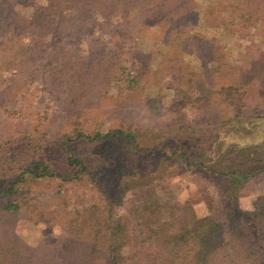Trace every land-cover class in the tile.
Returning <instances> with one entry per match:
<instances>
[{
    "label": "trees",
    "instance_id": "1",
    "mask_svg": "<svg viewBox=\"0 0 264 264\" xmlns=\"http://www.w3.org/2000/svg\"><path fill=\"white\" fill-rule=\"evenodd\" d=\"M202 19L195 0H0V110L12 113L6 105L38 79L53 34L57 68L44 81L85 112L91 99L111 111L143 99L196 113L195 122L151 127L128 119L105 131L64 116L70 128L59 136L38 127L0 134V264H264V194L251 210L239 202L246 184L264 174V64L236 65L238 83L215 84L213 74L229 77L233 68L218 46L209 48L218 60L212 68L181 60L206 49ZM137 22L160 30L155 51L132 40ZM208 24L264 37V0H228ZM75 144L90 149L77 153ZM174 165L213 179L218 214L211 198L198 214L190 200L161 190ZM44 180L86 184L100 198L69 210L25 198ZM132 201L136 230L119 213ZM22 217L42 226L35 244L16 230Z\"/></svg>",
    "mask_w": 264,
    "mask_h": 264
},
{
    "label": "rangeland",
    "instance_id": "2",
    "mask_svg": "<svg viewBox=\"0 0 264 264\" xmlns=\"http://www.w3.org/2000/svg\"><path fill=\"white\" fill-rule=\"evenodd\" d=\"M232 1V0H229ZM198 6L202 8L203 19L200 21L198 33L209 40L206 49H201L196 56L190 53H184L180 56L181 60L189 61L203 68H212L217 65V56L209 52L210 45L218 46L214 49H222L224 60L227 67H231V75L213 74L214 83L220 84L233 78L238 83L234 66L241 65L243 70L250 67L251 62L264 64V37L257 38L244 37L238 32L226 34L211 30L208 24L215 14H219L223 10L228 0H195ZM134 22V21H133ZM148 24H152L147 22ZM213 25L216 23H212ZM137 31L131 33L132 40L139 43L140 50L144 52L155 51L158 48L156 40L161 39L160 30L157 31L154 27L139 25L135 23ZM46 57L40 62V74L38 79L31 82L27 89L19 95L15 101L9 102L7 110H12V113H7L0 110V134L7 131L20 132L23 130L45 128L46 131H51V134L59 136L61 132H65L70 128L64 124V116H69L72 120L80 122L87 128H94L105 131L110 127L125 123L128 119H134L151 127L160 126L168 123L171 119H180L182 122H195L196 113L193 108L185 107L178 112H172L163 107H149L143 99L133 100L121 106L119 109L111 111L108 106L98 107L94 100L88 101V104L93 106L91 113L85 112L79 103L71 102L65 91L58 87L47 86L44 81L45 71L50 68H57L54 57L51 55L54 51L53 44L54 35L48 37ZM160 41V40H159ZM158 41V42H159ZM130 42V41H129ZM128 42V43H129ZM249 46V47H247ZM167 56V55H166ZM166 56H163V63L166 64ZM257 57L258 60L256 59ZM219 58V56H218ZM174 60L168 57V60ZM255 59V60H254ZM226 67V68H227ZM131 68H129L130 70ZM118 82L114 81L109 85L111 91L117 90ZM99 108V109H95ZM261 108V107H257ZM256 108H249L248 113L254 114ZM261 110V109H260ZM66 123V122H65ZM44 130V129H43ZM55 144L51 146V154L58 152L57 139ZM77 153H86L90 149L85 144L72 145ZM159 157L157 154L155 155ZM111 165L108 171L114 170ZM164 176V181L160 188L162 191H167L175 200L182 203L185 200H190L198 214L207 212L209 199L214 203L211 212L218 214V198L214 187L213 179L197 170H187L178 166H169ZM258 194H264V174L252 178L243 188L239 202L240 206L245 210H251L255 197ZM25 198H33L39 201V204L59 205L61 210H69L73 208H82L100 198V195L92 191L90 187L82 183H64L58 180H44L32 191L25 194ZM138 202H128L123 207L119 208V213L130 224L133 230L138 228L136 209ZM42 226H34L27 218H19L16 223V230L30 244H35L41 235ZM57 231V230H56Z\"/></svg>",
    "mask_w": 264,
    "mask_h": 264
}]
</instances>
